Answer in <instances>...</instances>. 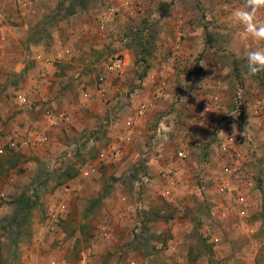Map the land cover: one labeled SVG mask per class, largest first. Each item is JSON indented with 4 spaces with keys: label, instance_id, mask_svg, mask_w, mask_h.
Instances as JSON below:
<instances>
[{
    "label": "rangeland",
    "instance_id": "obj_1",
    "mask_svg": "<svg viewBox=\"0 0 264 264\" xmlns=\"http://www.w3.org/2000/svg\"><path fill=\"white\" fill-rule=\"evenodd\" d=\"M244 2L0 0V264H264V72L246 75L264 41L234 21ZM219 165L252 166L246 197L214 187Z\"/></svg>",
    "mask_w": 264,
    "mask_h": 264
},
{
    "label": "clouds",
    "instance_id": "obj_2",
    "mask_svg": "<svg viewBox=\"0 0 264 264\" xmlns=\"http://www.w3.org/2000/svg\"><path fill=\"white\" fill-rule=\"evenodd\" d=\"M262 9H264V0H245L244 5L232 13L234 21L242 25L244 31L257 42L264 41V20H260L258 17V13ZM246 61L248 77H255L264 72V47L248 51ZM218 135L226 134L220 131Z\"/></svg>",
    "mask_w": 264,
    "mask_h": 264
},
{
    "label": "built area",
    "instance_id": "obj_3",
    "mask_svg": "<svg viewBox=\"0 0 264 264\" xmlns=\"http://www.w3.org/2000/svg\"><path fill=\"white\" fill-rule=\"evenodd\" d=\"M111 70L113 72H118V73H123L124 72V67H123V62L121 60H116L112 67H111ZM112 150V149H111ZM110 150V159L113 158V155L116 153V148L113 149V151ZM108 154L103 152L101 153L100 155V160L102 162H106L107 158H108ZM178 158H180L181 160L185 159L186 158V155L184 153V151H180L178 153ZM99 172V169L97 167L96 164H89L87 165L86 167H84L82 170H81V177L83 178H89V177H92L94 176L95 174H97ZM233 173H237V169H226V176H227V181L225 182V184H223V186L221 187V191L225 192L226 189H232V184L230 183V175L233 174ZM164 194L167 196L170 194V191H165ZM54 207V211L52 212L51 216H52V223L51 225H53L55 222L56 223H59V220L61 218H64V214H65V201H62L59 206H56L53 205ZM50 230H55V224L54 226L50 228ZM85 261H83L84 263Z\"/></svg>",
    "mask_w": 264,
    "mask_h": 264
},
{
    "label": "crops",
    "instance_id": "obj_4",
    "mask_svg": "<svg viewBox=\"0 0 264 264\" xmlns=\"http://www.w3.org/2000/svg\"><path fill=\"white\" fill-rule=\"evenodd\" d=\"M184 138V137H183ZM183 138H181L179 141H180V145H184V144H187L186 146H188V143L185 141V138L183 139ZM184 140V141H183ZM184 151V150H183ZM162 153V152H161ZM224 157H226V155L224 156ZM176 158V157H175ZM110 160H112V159H110ZM179 161V159H176V161ZM224 161H226V159L224 160ZM224 161L222 162V163H224ZM111 162V161H110ZM184 162V161H183ZM177 163H179V162H176V164ZM225 164H228V161L227 162H225ZM179 165V164H178ZM179 167V166H178ZM222 167H224V166H222V165H219V169H221ZM251 167L252 166H250V167H244L243 169H241L238 173V176H237V179H239V178H241V176H242V178L240 179V180H235V181H231L230 180V183L231 184H233V183H235L236 182V185H235V187H237V192H240L241 194L240 195H238V197L237 198H241V197H246V195H242L244 192H246V189H245V184H242V183H245L247 180H246V178H245V176H246V173H247V171L248 170H250L251 169ZM176 174H177V170H176ZM240 174H242L241 176H240ZM175 175V174H174ZM247 177V176H246ZM227 181V176H226V167H224L223 168V171H222V175H221V177H220V181H219V179L217 178V177H215V180L212 182L213 183V185H214V187H215V185H218L219 187H222L223 186V184H225V182ZM242 182V183H241ZM182 184V181H181V177H179V175L177 176V177H174V179L172 180V185L173 184H175V185H177V186H179V185H181ZM164 188H166V186L164 187ZM168 189V188H167ZM165 192V191H164ZM251 196H249V198H250ZM174 200V199H173ZM252 203V202H251ZM121 216H123V214H121ZM106 228V227H105ZM55 229H58V226L55 228ZM107 229V228H106ZM105 229V230H106Z\"/></svg>",
    "mask_w": 264,
    "mask_h": 264
}]
</instances>
